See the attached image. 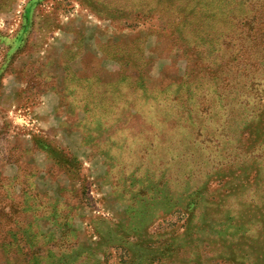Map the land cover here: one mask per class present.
Segmentation results:
<instances>
[{
	"label": "rangeland",
	"instance_id": "374dc122",
	"mask_svg": "<svg viewBox=\"0 0 264 264\" xmlns=\"http://www.w3.org/2000/svg\"><path fill=\"white\" fill-rule=\"evenodd\" d=\"M127 3L0 0V264H264V83Z\"/></svg>",
	"mask_w": 264,
	"mask_h": 264
},
{
	"label": "trees",
	"instance_id": "16d2710c",
	"mask_svg": "<svg viewBox=\"0 0 264 264\" xmlns=\"http://www.w3.org/2000/svg\"><path fill=\"white\" fill-rule=\"evenodd\" d=\"M124 1L128 3L125 4L127 6H124L125 9L123 10L129 15L134 14L135 16L139 14L142 15V12L139 10L141 6L140 3L145 4L151 12H154L157 7L163 5H167L166 7L169 9L171 7L172 9L178 7L179 18L175 24L172 23V27L177 31V38L185 48L188 46L189 39H192V57L195 63L202 62V64H209L215 57H227L228 65L232 67L233 75L239 73L240 76L238 70L239 66L236 65L233 68V64H237L238 60H243L246 61V63L243 64L245 68L243 72H241V76L244 78V83L248 86V89H252L255 85H258V83H255L256 81H259V84L264 83V70L260 72L261 62L263 63L264 61V7H261L263 8L260 9L262 11L254 16H245L241 18L236 11L230 9L227 0H212V5L218 7L215 11H210L208 8V18L211 20L212 25L207 28L208 25L201 22V26H203L205 30H200L199 32L204 33V36H192L193 30H189L186 34H183V31H185L187 27H190L189 22L191 20L194 18L196 19L201 5L203 3L209 4L206 0ZM237 2V6H240V4L245 6L249 3V0H238ZM239 24H243L244 27L248 28L246 36L237 34L236 31L238 30L237 27ZM231 50H233V52L230 54ZM223 51L227 56L222 53ZM241 53H243V55H241ZM248 69L250 70L247 72ZM231 89L232 91L230 93H233L236 86H231ZM101 95L107 99V102L120 104L125 101V99L122 98H117L118 101H116L115 97H108L107 95L109 94H107V91H104V93L102 91Z\"/></svg>",
	"mask_w": 264,
	"mask_h": 264
}]
</instances>
